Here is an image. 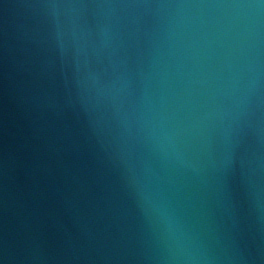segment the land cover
<instances>
[{
  "label": "water",
  "instance_id": "obj_1",
  "mask_svg": "<svg viewBox=\"0 0 264 264\" xmlns=\"http://www.w3.org/2000/svg\"><path fill=\"white\" fill-rule=\"evenodd\" d=\"M0 264H264V0H0Z\"/></svg>",
  "mask_w": 264,
  "mask_h": 264
},
{
  "label": "clouds",
  "instance_id": "obj_2",
  "mask_svg": "<svg viewBox=\"0 0 264 264\" xmlns=\"http://www.w3.org/2000/svg\"><path fill=\"white\" fill-rule=\"evenodd\" d=\"M232 7L243 8V7H251V5H233Z\"/></svg>",
  "mask_w": 264,
  "mask_h": 264
}]
</instances>
